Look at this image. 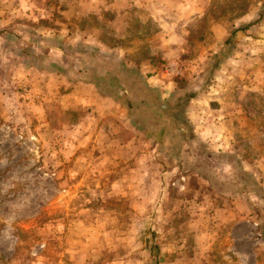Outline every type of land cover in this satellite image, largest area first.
I'll return each instance as SVG.
<instances>
[{
    "label": "rangeland",
    "instance_id": "obj_1",
    "mask_svg": "<svg viewBox=\"0 0 264 264\" xmlns=\"http://www.w3.org/2000/svg\"><path fill=\"white\" fill-rule=\"evenodd\" d=\"M25 1L0 0L15 45H33L38 26L86 25L63 16L67 1ZM185 3L168 2L166 34L151 35L175 82L163 100L183 118L159 132L171 117L147 104L135 74L142 138L124 130L127 114L90 119L70 106V85L14 75L0 45V264H264V0ZM99 120L135 142L121 157H109Z\"/></svg>",
    "mask_w": 264,
    "mask_h": 264
},
{
    "label": "crops",
    "instance_id": "obj_2",
    "mask_svg": "<svg viewBox=\"0 0 264 264\" xmlns=\"http://www.w3.org/2000/svg\"><path fill=\"white\" fill-rule=\"evenodd\" d=\"M44 1L26 0L25 5L27 9L30 7L41 9ZM60 1H67L69 4L68 10L61 11L63 16L68 19L71 16L82 15L85 18V27L79 29L77 25L71 26L69 23L71 28L66 30L42 27L41 31L38 26L36 31L41 36L31 42L33 45H15L10 41L14 34L9 32V28L0 26V45L3 46V50L9 51L6 59L10 60V65L20 66L19 70H22V72L16 70L14 75L19 74L30 82L36 79L48 81L53 79L70 85L72 90L66 96L70 99V106L76 108L83 106L86 112L88 111L90 119H96L98 116L107 118L111 111L118 115L115 117L117 120L127 114L129 118L123 126L124 130L139 131L141 137L143 128L135 123L132 109L129 107V99L132 95L130 89L135 74L139 75L147 89L145 98L150 107L152 102L149 99L153 96L161 102L171 103L164 101L163 98H169L175 87L173 85L175 82L165 77L167 74L156 64L158 45H152L154 37L151 35L161 34V31L166 34L167 22L163 16L170 8L166 5L168 2L180 11L187 7L185 2H191L198 8L199 0ZM42 12H36V15L41 16ZM133 18L136 19V27L130 25ZM151 26L155 27L152 31ZM140 35L143 40L138 42ZM45 36L48 38L47 43ZM49 41L51 44H48ZM139 50H142L141 56L138 55ZM109 125H105L103 121L101 124H95L96 132L100 134L103 131L104 136H108L103 141V146L107 143L109 153L116 149V153H111L109 157L118 158L122 156V153L119 154V145L124 146L127 142L130 147V142H135L129 138H122L119 133L116 134V131L113 134ZM156 125L159 126L157 130L163 132L170 129L174 123L162 122ZM178 128L181 130L180 127ZM135 138L139 139L137 136ZM84 141L81 139L77 144L82 145ZM88 142H92L94 146L100 144V139L94 137ZM225 205H223L225 208L222 207L223 210L227 209ZM230 220L231 217H228L223 219V222Z\"/></svg>",
    "mask_w": 264,
    "mask_h": 264
},
{
    "label": "trees",
    "instance_id": "obj_3",
    "mask_svg": "<svg viewBox=\"0 0 264 264\" xmlns=\"http://www.w3.org/2000/svg\"><path fill=\"white\" fill-rule=\"evenodd\" d=\"M135 81H136V79L134 78L133 82H135ZM140 91H141L142 95L147 94V89L145 87H143L142 85L140 86ZM136 95H138V93H136ZM149 100L152 102V106H154L157 109L156 110L157 113L162 114L165 117H167V116L171 117V119H170L171 123H172V121L174 123H177L178 121H180L183 118L182 113L180 111H178L177 109H174L175 106L173 103L161 102L158 99H156L154 96L151 97ZM135 101H134V104L136 103L135 106H137L138 101L137 100H135ZM135 106L133 107V105L131 103L129 104V107L132 109V111H133V108H135ZM139 111H140V109H139ZM176 129H179V128H176ZM257 192H259V194H262L264 191L261 192V188H260L259 191H257ZM263 197H264V195H263Z\"/></svg>",
    "mask_w": 264,
    "mask_h": 264
}]
</instances>
